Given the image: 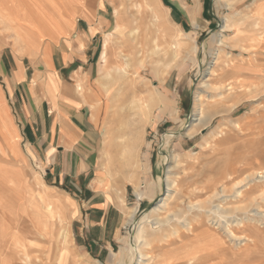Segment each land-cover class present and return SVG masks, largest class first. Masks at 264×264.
Returning a JSON list of instances; mask_svg holds the SVG:
<instances>
[{
	"label": "rangeland",
	"instance_id": "rangeland-1",
	"mask_svg": "<svg viewBox=\"0 0 264 264\" xmlns=\"http://www.w3.org/2000/svg\"><path fill=\"white\" fill-rule=\"evenodd\" d=\"M30 1L54 15L61 0ZM92 3L111 15L98 166L124 214L118 241L107 259L76 253L73 190L0 122V264H264V0Z\"/></svg>",
	"mask_w": 264,
	"mask_h": 264
},
{
	"label": "crops",
	"instance_id": "crops-1",
	"mask_svg": "<svg viewBox=\"0 0 264 264\" xmlns=\"http://www.w3.org/2000/svg\"><path fill=\"white\" fill-rule=\"evenodd\" d=\"M32 5L0 0L1 126L19 135L51 185L73 190L76 253L107 259L124 220L98 166L104 131L99 38L110 29L111 15L88 0H61L54 15Z\"/></svg>",
	"mask_w": 264,
	"mask_h": 264
},
{
	"label": "bare ground",
	"instance_id": "bare-ground-1",
	"mask_svg": "<svg viewBox=\"0 0 264 264\" xmlns=\"http://www.w3.org/2000/svg\"><path fill=\"white\" fill-rule=\"evenodd\" d=\"M57 2V1H56ZM55 2V3H56ZM159 8V7H158ZM164 18V17H163ZM192 19V18H191ZM163 20V19H162ZM257 22V21H256ZM260 22H261V20H260ZM263 23H264V21H262ZM258 23V22H257ZM166 24V23H165ZM258 26V24H256L255 23V27H257ZM259 26H262V25H260L259 24ZM262 27H264V24H263V26ZM135 29V28H134ZM167 29V28H166ZM136 30V29H135ZM260 31V30H259ZM134 32V31H133ZM163 33V32H162ZM165 33H166V31H165ZM130 34H133L132 32L130 33ZM129 34V35H130ZM260 36V35H259ZM167 37V36H166ZM168 37H169V35H168ZM133 38V37H132ZM170 38V37H169ZM131 40V39H130ZM132 41V40H131ZM178 41H180L181 42V40H178ZM177 43V42H176ZM179 43V42H178ZM163 45V44H162ZM173 45V44H172ZM178 45V44H177ZM158 47V46H157ZM131 50V49H130ZM159 53V52H158ZM165 54V53H164ZM131 57H132V55H131ZM246 59V58H245ZM256 61V60H255ZM227 65V64H226ZM229 79V78H228ZM240 85V84H239ZM79 89V88H78ZM243 90V89H242ZM133 154V153H132ZM134 155V154H133ZM133 158V157H132ZM134 160H135V158H134ZM6 195V194H5ZM164 205V204H163ZM2 211V210H1ZM4 215V214H3ZM9 218V217H8ZM14 219V218H13ZM12 219V220H13ZM9 220V219H8ZM30 220V219H29ZM26 221V220H25ZM30 221H32L34 224H35V228L38 230V231H41V232H44V233H46L48 236H50V238H52L53 240H55L56 242L55 243H57V236H58V233L56 232V231H54L53 229H52V224L50 223V222H48L47 220H44V218L42 217V216H38V215H32L31 216V220ZM13 222H14V224H15V221L13 220ZM23 223V222H22ZM199 223V222H198ZM12 224V223H11ZM29 224V223H28ZM23 225V224H22ZM21 225V226H22ZM25 227L26 226H22V228L20 229V232H21V230H23V229H25ZM28 229H25L24 231H31L30 229L31 228H29V227H27ZM249 231H252V229H248ZM32 232V231H31ZM22 233H23V231H22ZM25 233H27V232H25ZM32 233H34V232H32ZM17 234V233H16ZM29 234V233H28ZM36 234V233H35ZM31 235V234H30ZM38 235V234H37ZM178 235V234H177ZM19 236V235H18ZM42 236V234H40V237ZM43 237V236H42ZM60 237V236H59ZM18 238V237H17ZM37 239V238H36ZM37 242H38V240H37ZM53 245V244H52ZM55 248V247H54ZM28 249V248H27ZM223 249H225V248H223ZM227 249V248H226ZM37 250V249H36ZM54 250V249H53ZM38 251V250H37ZM43 251V250H42ZM202 251V250H201ZM14 255V254H13ZM17 255V254H16ZM51 255V254H50ZM19 256V255H18ZM10 257H11V255H10V253H7L6 254V256H4V258H5V260H6V262H9V260H11L10 259ZM55 257H56V254H55ZM28 258L29 257H27V260H28ZM40 258V257H39ZM202 258V257H201ZM42 259V258H41ZM60 259V258H59ZM1 260V259H0ZM13 260V259H12ZM20 261H22L23 262V260H21L20 259ZM29 261V260H28ZM51 261H52V259H51ZM30 262V261H29ZM43 262V261H42ZM26 263H27V261H26ZM48 263V262H47ZM4 264V263H3ZM32 264V263H31Z\"/></svg>",
	"mask_w": 264,
	"mask_h": 264
}]
</instances>
